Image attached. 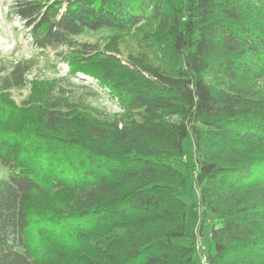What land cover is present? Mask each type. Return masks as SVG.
Masks as SVG:
<instances>
[{
	"label": "trees",
	"instance_id": "1",
	"mask_svg": "<svg viewBox=\"0 0 264 264\" xmlns=\"http://www.w3.org/2000/svg\"><path fill=\"white\" fill-rule=\"evenodd\" d=\"M263 4L14 0L35 48L98 79L120 111L54 80L31 85L24 112L8 93L29 86L35 61L3 69L0 264H39L29 209L51 192L71 194V211L91 224L82 237L95 254L83 264H198L195 243L183 244L194 239L181 193L191 178L173 166L184 161L189 135L202 225L217 219L206 264H264ZM87 31L114 36L104 47L78 42ZM127 38L134 50L123 58ZM24 141L33 149L19 156Z\"/></svg>",
	"mask_w": 264,
	"mask_h": 264
},
{
	"label": "rangeland",
	"instance_id": "2",
	"mask_svg": "<svg viewBox=\"0 0 264 264\" xmlns=\"http://www.w3.org/2000/svg\"><path fill=\"white\" fill-rule=\"evenodd\" d=\"M264 2V0H263ZM13 0H0V78L5 77L11 65L19 60H33L35 65L28 76L29 86L22 90H12L9 98L19 110L27 112V102L30 103L33 83L38 86L49 85L54 80H61V85L71 90L74 95L83 97L93 106L105 109L111 114L120 111L116 100L110 95L107 87L98 79L81 72H73L71 67L60 59L53 50H39L26 40V33L20 31L12 13ZM264 10V4L262 5ZM22 24V23H21ZM114 36L112 31L85 32L77 37L78 42L99 44L101 47L109 44ZM121 56L126 58L131 50L130 38L125 39L120 46ZM8 69L3 71V69ZM15 118L14 116H12ZM4 119L3 127L8 120ZM37 118V117H35ZM14 144L13 138H10ZM29 141L19 143V156L29 155L32 148ZM25 144V145H24ZM29 144V145H28ZM55 150L53 144H47L46 150ZM45 150V146L43 147ZM185 159L174 162L173 166L191 178L188 189L182 190V199L189 205L188 236L183 244L195 243L197 263L206 264L209 247L208 235L216 217H209L205 225L201 219L199 206V189L195 183L196 169L194 168L195 147L191 135L184 141ZM16 153V152H15ZM0 177H7V170L0 161ZM73 198L68 193L51 192L48 196L35 195L30 203V218L32 226L29 231L28 243L37 257L39 264H83L88 257L95 254V250L83 239L85 230L89 229L90 222L72 212ZM204 228L202 231L201 229Z\"/></svg>",
	"mask_w": 264,
	"mask_h": 264
},
{
	"label": "built area",
	"instance_id": "3",
	"mask_svg": "<svg viewBox=\"0 0 264 264\" xmlns=\"http://www.w3.org/2000/svg\"><path fill=\"white\" fill-rule=\"evenodd\" d=\"M15 20H16V24H17L19 30L24 31L26 33L25 36H26L27 42L33 44V37L30 35L29 29L26 28L25 22L22 21L19 17H16Z\"/></svg>",
	"mask_w": 264,
	"mask_h": 264
}]
</instances>
